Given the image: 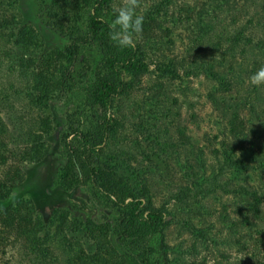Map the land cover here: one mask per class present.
<instances>
[{"label":"rangeland","instance_id":"rangeland-1","mask_svg":"<svg viewBox=\"0 0 264 264\" xmlns=\"http://www.w3.org/2000/svg\"><path fill=\"white\" fill-rule=\"evenodd\" d=\"M53 2L1 1L0 18L10 12L30 34L33 45L23 47L29 52L16 50L31 54L32 60L71 45L52 26L47 8ZM125 2L110 0L112 10ZM138 3V11L159 28L150 41L140 35L135 40L151 59L144 75L124 72L129 94L113 103L109 114L114 129L92 153V168L107 166L124 180L126 196L136 194L151 207L165 210L167 224L152 241L155 264H262L264 128L249 116L252 108L264 114V88L250 81L256 62L263 60L245 42L263 38L262 0ZM88 15L82 12L78 23L87 42L71 66L65 63L62 72L55 73L62 89L53 83L45 105H35L30 97L35 85L32 71L9 57L13 50L0 42V115L9 129L8 147L34 148L33 154L42 158L27 163L23 182L11 199L34 206V214L47 227L51 248L62 217L81 224H109L113 230L121 220L118 206L103 195L101 180L72 189L60 186L67 147L77 141L74 130L93 132L101 122L87 97L103 55L88 37ZM240 28L245 29L242 40L232 43L231 35ZM202 38L220 41V47L202 56ZM239 110L247 120L243 136L235 135L232 117ZM83 232L82 228L80 235ZM109 239L114 251L125 254L117 232ZM71 249L77 251L76 246L65 251L57 247L55 264L67 259L75 264ZM36 257L23 258L17 245L0 254V264H33Z\"/></svg>","mask_w":264,"mask_h":264},{"label":"trees","instance_id":"trees-1","mask_svg":"<svg viewBox=\"0 0 264 264\" xmlns=\"http://www.w3.org/2000/svg\"><path fill=\"white\" fill-rule=\"evenodd\" d=\"M1 1L3 0H0V4ZM262 3L260 10L264 18V0ZM84 11H89L86 21L88 37L99 44L103 53L94 69V83L88 89L87 95L92 108L99 112L101 122L93 132L74 130L77 141L67 147L68 160L60 179V186L63 189H72L85 183L96 185V180H101L102 193L114 206H118L121 220L113 230L109 224H97L93 221L81 224L77 220L62 217L55 246L53 248L47 246L49 241L47 227L34 214V206L28 207L26 203L11 199L13 190L23 182L27 163H38L42 158L33 154L34 148L8 147L6 139L10 136L9 129L6 120L0 115V254H5L6 248L18 245V249L23 251V258L36 254L37 257L32 260L33 264H55L59 258L55 253L57 247L65 251L67 247L76 246L77 251L71 249L75 264H155L151 257L155 252L152 241L162 233L167 224L165 210L151 207L136 194L126 196L124 180L120 176L117 178L116 173L108 172L107 166L92 168V153L108 139V135L114 129V118L109 114L113 103L121 96L129 94L124 72L135 76L146 74L147 63L151 58L136 46L120 48L110 40L109 23L114 19L110 0H54L47 8V12L52 26L60 35L71 41V45L65 51H56L49 56L42 54L36 60H32L31 54L26 56L20 53L16 49L29 52L25 48L32 46L33 40L30 34L25 32L24 27L15 22L14 15L10 12H4L0 18V42L6 43L11 51L13 50L14 55L8 53L9 57L15 56L21 67L29 73L32 71L35 85L30 97L35 105L38 103L45 105L46 94L53 83L59 90L62 89V80L55 77V73H61L66 66L65 63L71 66L78 56L80 46L87 42L78 25ZM210 17L207 16L205 21H209ZM233 22L238 23V20ZM237 23L234 25H238ZM158 29L155 21L145 18L140 36L144 42L150 41ZM262 29L263 38H248L245 41L253 47L258 56L262 57L261 63L256 62L258 69L264 67V26ZM244 31V28H240L231 35L232 43L242 40ZM202 39L205 42L201 43L202 48L198 50L202 56L206 55V52L214 53L220 47V41ZM258 69H252L251 73ZM260 88H264V85ZM252 111L249 118H253V121L264 128V114H258L253 108ZM232 117L235 135L243 136L247 120L241 117L240 110ZM81 227L84 230L82 235ZM114 232L119 235L125 254L112 249L109 238ZM64 255L67 257V252ZM64 263L70 264V260L67 259Z\"/></svg>","mask_w":264,"mask_h":264},{"label":"clouds","instance_id":"clouds-1","mask_svg":"<svg viewBox=\"0 0 264 264\" xmlns=\"http://www.w3.org/2000/svg\"><path fill=\"white\" fill-rule=\"evenodd\" d=\"M138 0L126 2L113 10L114 19L109 23V38L120 48L135 47L136 38L142 33L145 17L138 11ZM253 85H264V67L259 68L250 77Z\"/></svg>","mask_w":264,"mask_h":264}]
</instances>
